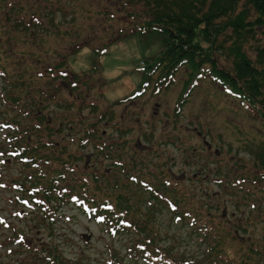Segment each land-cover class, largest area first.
Wrapping results in <instances>:
<instances>
[{"label": "rangeland", "instance_id": "1", "mask_svg": "<svg viewBox=\"0 0 264 264\" xmlns=\"http://www.w3.org/2000/svg\"><path fill=\"white\" fill-rule=\"evenodd\" d=\"M29 4L33 11L24 9L22 20L35 23L34 34L17 33L15 61L6 64L11 79L18 78V103L22 105L17 108L28 107L32 116L21 123L39 124L47 130L50 152L56 159L49 164L54 174L61 170L59 162L72 160L71 176L78 181L86 175L89 184L80 188H85L92 203L113 200L118 194L127 196L133 222L140 224L151 214L153 220L147 224L152 234L134 233L124 241L104 230L105 225L85 209L64 200V195L54 209L52 224L40 217L37 208L27 213L24 203L17 201L21 191L31 192L27 198L32 201L34 189L41 186L31 187L25 175L29 169H23L16 161L20 158L14 157L0 168V185H7L0 189V214L6 216L0 221V264H14L16 256L28 255L27 244L43 245L50 242L49 237L56 242L55 253L65 256L67 264H106L111 246L117 258L123 257L122 264H137L132 259L142 264L144 256L135 249L139 241L155 253L172 252L177 264L187 260L215 264L221 256L209 255L210 241H214L209 240L207 230L224 237L222 254L233 264L245 260L264 264V170L259 163L264 117L226 93L206 73L193 81L184 65L171 79L163 77L158 91L153 92L155 80H151L141 95L123 101L141 85L146 73L143 64L164 47L162 34H132L143 32V20L127 17L120 0H30ZM142 8L137 4L134 9ZM125 9L132 10V6ZM111 13L112 19L107 17ZM0 22H7L4 13ZM125 24L122 38L113 40ZM102 45H108L106 53L97 55L96 48ZM21 58L27 63L19 68ZM158 69L153 72L157 78ZM0 87L2 119L24 117L7 102L6 95L14 94V88L2 76ZM39 108L44 111L40 123ZM88 131L93 133L88 135ZM6 132L0 128V138ZM132 174L135 180L129 178ZM14 184L18 188L10 189ZM166 196L174 201L175 211ZM14 210L24 212L17 216ZM15 231L24 233V241L13 242ZM10 247L16 252L8 253ZM29 260L35 262V258Z\"/></svg>", "mask_w": 264, "mask_h": 264}, {"label": "trees", "instance_id": "2", "mask_svg": "<svg viewBox=\"0 0 264 264\" xmlns=\"http://www.w3.org/2000/svg\"><path fill=\"white\" fill-rule=\"evenodd\" d=\"M18 1L20 0H0V14L4 13V18L7 21L3 24L0 22V76L14 88V94L6 95L7 102L24 117L18 119L11 115L9 116L10 119L7 117L2 119L4 116L0 113V128L4 127L7 130V135H9L0 138V168L1 165L8 166L9 163L7 162L10 159L13 160L14 157L20 158L16 161L22 164L23 169H29L25 175H27L30 185L41 186L38 188V193L43 197L36 202L37 211L41 213L42 219H46L52 224L56 220L54 209L62 200V196L64 195V198L68 194V192H60L59 189L67 186L72 192H77L80 187H85L89 183L87 178H81L76 182L71 180L73 179L70 170L72 160L59 162L61 170L54 174V171L50 170L49 164L56 159L52 157L53 152L51 153L48 149L47 130L39 124L21 123L23 120L28 121L32 116L29 111H26L29 109L28 107H25L26 110L17 108L18 104L22 105L18 103L19 92L16 87V79L18 78L15 81L11 79L6 64L8 66L13 65L15 61L12 53H14L13 46H16V42L20 40L17 33L21 32L28 37L33 36L35 23H26L22 20L24 19V14H22L24 9L33 11L34 6H30V0H25L21 5H18ZM128 4L132 6V10L125 9ZM137 4L143 6L141 11L134 9ZM120 5L121 11H126L127 17L133 16L143 20L141 22L143 32L136 30L132 34L147 35L152 32H159L163 36L164 47L150 56L147 61L149 67L157 66L162 69L160 72L172 74L184 65L190 70L192 78H198L206 73L214 82L221 85L226 93L240 98L248 104L252 111L264 117V0H120ZM2 9H4L3 12ZM35 9L37 8L35 7ZM134 13L138 16H135ZM107 15L111 19L114 17L113 13ZM125 26L127 25L120 26L116 30V38L113 39L110 36L108 39L118 40L119 37L122 38ZM41 39L43 40V38H39V40ZM107 48L108 45H102L94 51L97 55H103ZM21 60L22 65L18 66V62H16L19 68L27 63L25 58H21ZM65 73L63 72V75ZM20 79L22 80V78ZM127 98H132V95L126 96L123 101ZM14 103L17 104L14 105ZM42 109L37 110L38 122L43 121L44 111ZM1 111L2 108H0ZM87 133L90 135L93 132L88 131ZM262 144L259 163L260 169L264 170V140ZM78 157L79 155H75L76 159ZM96 176L94 175V177ZM41 182H45L44 186L39 185ZM23 184L20 182L22 187H24ZM6 188L5 182L0 185V189L5 190ZM9 188L15 189L13 186ZM84 189H80L79 193ZM24 192L26 193V191ZM118 195L116 204L119 210L117 211L126 210L135 221L134 215H131L133 211L131 199L121 197V194ZM51 199H58V201ZM54 202L57 204H52ZM258 207L262 206L259 204ZM13 213L16 214L17 210H14ZM151 220L153 219H151L150 213L145 215L140 224L130 219L129 226L122 224L116 228L119 233L118 237L126 241L134 233L152 234V230L147 224ZM124 233L127 235H123ZM212 235L215 233L212 232ZM11 237L14 243H19L25 239L24 233L21 231L13 232ZM215 237L218 240L211 238L214 243L210 241L212 249L209 255L214 253L221 256V258L214 260L215 264H233L229 258H225L222 254V249H224L222 239L224 237L217 234ZM48 240L50 242L43 245L27 244L24 249L29 251L28 255L21 256L20 259L16 256L14 261L17 263L14 262V264H41V262L44 264H67L66 259L63 260L65 256L55 253L53 247L56 242H52L51 237ZM141 243L148 245L146 242ZM137 248L136 246L137 251H142ZM17 249L21 250L20 248ZM14 252L16 250L10 247L8 253L13 254ZM129 252H131V246ZM29 258H35V262ZM132 261L135 260L132 259ZM187 261L196 264L193 260ZM242 263L249 264L247 260Z\"/></svg>", "mask_w": 264, "mask_h": 264}]
</instances>
